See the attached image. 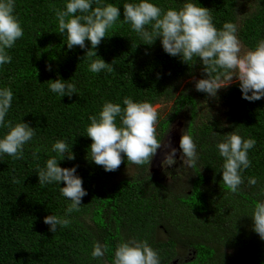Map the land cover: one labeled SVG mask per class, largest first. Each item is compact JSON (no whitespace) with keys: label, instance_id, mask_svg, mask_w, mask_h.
<instances>
[{"label":"trees","instance_id":"trees-1","mask_svg":"<svg viewBox=\"0 0 264 264\" xmlns=\"http://www.w3.org/2000/svg\"><path fill=\"white\" fill-rule=\"evenodd\" d=\"M105 2L120 5L124 18V0ZM153 2L167 9L179 8L183 0ZM199 3L210 10L218 28L226 21L237 23L245 48L264 39V0ZM64 6L65 0H16L23 36L8 50L12 60L0 68V86H10L14 93L6 119L28 123L36 135L22 159L0 157V264H101L90 255L94 241L108 244L103 264H112L122 237L147 240L161 264H264V240L252 230L249 217L259 189L248 186L246 179L254 176L264 185V98L243 99L238 83L208 98L195 89V80L206 75L201 64L190 66L166 54L159 39L143 44L122 21L107 30L96 49L112 71L92 73L83 58L87 48L68 49L66 36L58 32L55 12ZM86 45L91 47L88 41ZM57 78L74 82L77 93L60 97L51 92L48 81ZM125 96L154 106L172 103L166 117L159 114L161 139L176 118L187 116L185 130L192 127L202 151L197 168L186 178L174 175L167 181L145 165L140 175L117 180L132 165L126 159L111 172L88 159L89 116L104 101L122 103ZM205 102L210 108L199 114ZM235 129L257 144L249 151L252 163L243 173L241 191L231 193L223 187L213 131L223 135ZM62 138L72 144L75 159H63L60 166L78 165L87 195L81 211L71 214V223L57 226L54 233L44 217L63 215L69 201L61 197L58 185L41 186L36 172L54 155L48 151L51 144Z\"/></svg>","mask_w":264,"mask_h":264},{"label":"clouds","instance_id":"clouds-1","mask_svg":"<svg viewBox=\"0 0 264 264\" xmlns=\"http://www.w3.org/2000/svg\"><path fill=\"white\" fill-rule=\"evenodd\" d=\"M15 7L16 0H0V68L11 62L8 50L23 36ZM55 17L58 32L67 38L68 49L77 45L87 48L83 58L92 73L112 71V64L98 56L96 49L107 36V30L122 21L130 25L143 44L152 45L159 39L166 54L178 57L190 66L201 64L206 75L195 80V89L208 98H217L220 89L233 83H238L242 98L249 102L264 98V39H259L254 47L245 48L238 36L239 25L226 21L218 28L210 10L201 6L199 0H183L179 8L167 9L153 0H124L123 19L118 4L105 0H65L64 8L57 9ZM86 41L90 42V48ZM48 87L60 97L77 93L74 82L61 78L49 80ZM13 96L10 86H0V129H7L0 133V157L7 154L13 159H22L25 146L35 137L36 129L24 121L13 123L6 119ZM158 119L157 107L147 100L125 96L122 103L104 101L100 111L89 116L90 123L85 129L86 136L92 140L88 159L102 166L106 172L118 169L124 159L127 165H147L149 171L158 149L163 147L166 150L163 151L161 167L167 171L177 163L178 149L172 146L171 141L163 144V138H159L157 132ZM213 136L217 137L214 147L222 158L223 187L231 193H238L245 183L243 173L252 163L249 151L257 141L254 137H243L236 129L223 135L213 131ZM48 151L54 155H50L36 172L39 184L58 185L61 197L69 201L63 215L44 217L49 230L56 233L57 226L67 227L71 223V214L81 211L82 198L87 195V190L83 187L82 177L77 174L78 165L70 168L60 166L63 159H75L72 144L67 138L56 139ZM201 151L199 138L189 126L182 131L179 141V160L182 164L177 172L181 169L195 170ZM246 179L248 186L259 189L249 217L252 230L264 240V185H259L254 176ZM13 181H16L15 177ZM62 181L65 183L63 187L60 186ZM108 250L107 243L94 241L91 258L103 264ZM112 264H161V258L147 240L122 237L116 245Z\"/></svg>","mask_w":264,"mask_h":264},{"label":"rangeland","instance_id":"rangeland-1","mask_svg":"<svg viewBox=\"0 0 264 264\" xmlns=\"http://www.w3.org/2000/svg\"><path fill=\"white\" fill-rule=\"evenodd\" d=\"M157 107L158 113L164 118L166 115L171 111L172 103L171 104H157L155 105ZM210 106L205 102L201 103L199 106V114H206L208 112V109ZM187 123V116L182 115L176 118L169 131L165 134L163 139V144L167 145L169 141H171V144L173 147H176L178 149L177 152V163L171 167L168 168L167 171H165L161 167V160L163 158V151L166 150L162 147V149H158L157 155L154 157L153 162L149 168L151 171L156 175H164L165 179L167 181H171L173 179V176H182L186 178L188 173L191 171L189 170H183L181 169V172H177V169H180V166L182 164V161L179 160V141L182 135V131L185 130ZM168 172H171L170 176L168 175ZM142 173V168L140 166L136 165H130L129 167L123 169V171L117 176V180H121L124 178H131L135 177L136 175H140Z\"/></svg>","mask_w":264,"mask_h":264}]
</instances>
